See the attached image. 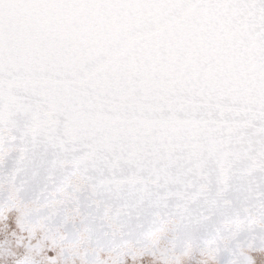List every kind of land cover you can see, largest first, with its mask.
I'll use <instances>...</instances> for the list:
<instances>
[{"label":"snow or ice","instance_id":"obj_1","mask_svg":"<svg viewBox=\"0 0 264 264\" xmlns=\"http://www.w3.org/2000/svg\"><path fill=\"white\" fill-rule=\"evenodd\" d=\"M0 264H264V0H0Z\"/></svg>","mask_w":264,"mask_h":264}]
</instances>
